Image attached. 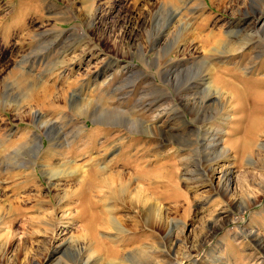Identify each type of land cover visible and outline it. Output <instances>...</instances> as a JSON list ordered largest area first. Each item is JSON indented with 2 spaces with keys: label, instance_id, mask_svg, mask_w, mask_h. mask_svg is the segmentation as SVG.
<instances>
[{
  "label": "rangeland",
  "instance_id": "1",
  "mask_svg": "<svg viewBox=\"0 0 264 264\" xmlns=\"http://www.w3.org/2000/svg\"><path fill=\"white\" fill-rule=\"evenodd\" d=\"M261 25L264 0H0V264H264V116L214 83L264 82Z\"/></svg>",
  "mask_w": 264,
  "mask_h": 264
},
{
  "label": "bare ground",
  "instance_id": "2",
  "mask_svg": "<svg viewBox=\"0 0 264 264\" xmlns=\"http://www.w3.org/2000/svg\"><path fill=\"white\" fill-rule=\"evenodd\" d=\"M255 14V13H254ZM255 26V25H254ZM262 27H261V30L264 32V25H261ZM256 27V26H255ZM260 29V28H259ZM260 30V31H261ZM242 34V33H241ZM243 34H244V32H243ZM253 34V33H252ZM252 34H244L245 35V37L244 38H242V39H244L243 41H245L246 40V38H247V40H249L248 38H251L252 37ZM241 37V36H240ZM254 37V36H253ZM246 40V41H247ZM250 41V40H249ZM244 44L245 43H243V45L242 46H244ZM242 46H240L238 49H242L243 47ZM239 50V51H240ZM244 55V54H243ZM243 57V56H242ZM242 57H240L241 59H242ZM243 60V59H242ZM238 65V64H237ZM237 69H236V67H234V68H232V70L231 71H229L228 70V72H226V74L228 75V74H230L231 76H233V77H235V78H239V74L237 73V71H236ZM214 77V76H213ZM235 80V79H234ZM232 81V80H228V79H226V78H224L223 76H221V75H217L216 77H214V83L217 85V86H219V87H221V88H224V89H228V88H234V90L235 91H233L234 92V95L236 96V98L238 99V101H239V103L240 104H242V102H243V100L245 99V97L247 98V96L249 97V100H251V102H253L256 106H257V109H255V112L254 113H257V114H260V115H262V116H264V82H262V80H257V81H250V80H243V81H241L240 79H238V82L242 85V90L240 89V87L239 88H236V86H238V84L236 85V83L237 82H235V81ZM208 86V85H207ZM209 90H210V88L211 87H207ZM212 88H213V86H212ZM211 91H212V89H211ZM224 91V90H223ZM216 93V92H215ZM216 95V94H215ZM212 96H209V97H207V99H206V102H208V103H213V102H217V100L218 99H216L217 97H215V98H211ZM220 99V98H219ZM246 101V100H245ZM193 102V101H192ZM77 103V102H76ZM246 103V102H245ZM204 104H205V102H204ZM203 104V105H204ZM92 106V107H91ZM91 106H89L90 107V109L88 110V109H85V110H82V115H84V116H86V115H88V113H95V116H96V113L98 114V116H99V118H103V113H101L102 111H104V109L99 113V112H97V110L98 109H96V105H91ZM206 107V106H205ZM208 107V106H207ZM83 108V107H82ZM107 108V107H106ZM90 111V112H89ZM111 111V110H110ZM105 112V111H104ZM107 113V112H106ZM110 117V116H109ZM104 118H106V117H104ZM264 118V117H263ZM252 124V123H251ZM43 126L45 125V127H44V129L45 130H47L46 128H48V126L50 125V123H49V125H48V123H45V124H42ZM52 126V125H51ZM50 127V126H49ZM252 128V127H251ZM97 129V128H96ZM83 130V127H81V129H80V131L81 132H83L82 131ZM99 130V129H98ZM96 131V132H94L93 133V135L90 137V135L88 134L87 136L88 137H90L91 138V142H94L96 139H97V137L99 136L98 134H99V131ZM79 131V132H80ZM105 131H103L101 134H103ZM84 133V132H83ZM87 133V132H86ZM247 133V132H246ZM108 133H104L103 135H105V137H107L108 135H107ZM37 140H38V137H35V143H37ZM220 143V142H219ZM92 144V143H91ZM94 145V144H93ZM261 145H263V144H261ZM211 146H215L216 147V149L218 148V146L219 145H211ZM211 146H208V147H211ZM39 147H37L36 145H35V149H38ZM107 148V147H106ZM228 175V174H227ZM223 176V175H222ZM252 201V200H251ZM243 205V204H242ZM150 206V205H149ZM148 206V207H149ZM241 206V205H240ZM242 209H243V207H242ZM158 212H160V211H158V208H156V207H152V209H150L149 210V212H148V215L151 217V216H155V215H159L158 214ZM148 216V217H149ZM149 222H151V220L149 219ZM152 224V223H151ZM152 226H153V224H152ZM6 248L3 246V248H2V251H1V253L0 254H2L3 256L4 255H6ZM29 250V249H28ZM29 252V251H28ZM28 254H30V252L29 253H26V255L27 256H25V258L27 259L28 257H29V255ZM5 257V256H4Z\"/></svg>",
  "mask_w": 264,
  "mask_h": 264
}]
</instances>
